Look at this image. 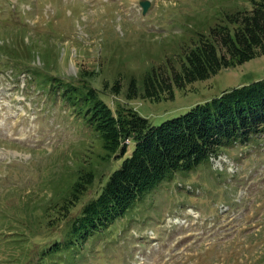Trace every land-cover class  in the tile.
<instances>
[{
    "label": "rangeland",
    "instance_id": "rangeland-1",
    "mask_svg": "<svg viewBox=\"0 0 264 264\" xmlns=\"http://www.w3.org/2000/svg\"><path fill=\"white\" fill-rule=\"evenodd\" d=\"M244 8L246 0H0V264H264V133L178 171L127 216L67 247L66 221L49 225L45 209L55 185L105 150L53 84L28 70L86 76L113 110L133 107L158 126L264 77L261 52L155 98L130 97L131 78L181 71L198 33Z\"/></svg>",
    "mask_w": 264,
    "mask_h": 264
},
{
    "label": "trees",
    "instance_id": "trees-1",
    "mask_svg": "<svg viewBox=\"0 0 264 264\" xmlns=\"http://www.w3.org/2000/svg\"><path fill=\"white\" fill-rule=\"evenodd\" d=\"M246 2L250 8L228 13L224 22L210 27L209 33H198L200 37L182 56L189 66L171 73L158 67L140 81L131 78L130 97L155 98L173 84L206 79L222 68L264 52V0ZM8 53L16 56L14 60H23L24 55L19 56L13 49ZM28 70L34 78L53 84L54 94L61 95V100L82 118L105 150L96 160L82 159L76 172L69 179L65 177V185H55V200L45 209L49 225L66 221L67 247L86 243L96 232L127 216L147 194L178 171L210 162L212 156L217 158L224 147L234 145L240 138L247 141L264 133V77L225 90L155 126L133 107L119 105L113 110L86 76L68 82L36 69ZM121 157L124 159L115 169L114 162ZM104 163L108 174L98 168ZM88 191L95 195L76 217L68 219L67 214ZM59 245L58 241L54 246Z\"/></svg>",
    "mask_w": 264,
    "mask_h": 264
},
{
    "label": "water",
    "instance_id": "water-1",
    "mask_svg": "<svg viewBox=\"0 0 264 264\" xmlns=\"http://www.w3.org/2000/svg\"><path fill=\"white\" fill-rule=\"evenodd\" d=\"M141 5H142V7H143V11H144V13H146L147 10H148L149 7H150V2H149V1H142V2H141Z\"/></svg>",
    "mask_w": 264,
    "mask_h": 264
}]
</instances>
